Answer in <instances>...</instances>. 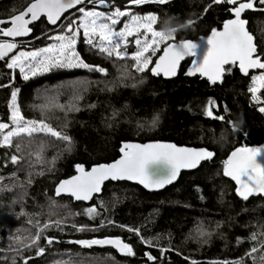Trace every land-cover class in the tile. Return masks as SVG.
Masks as SVG:
<instances>
[{
	"label": "trees",
	"instance_id": "16d2710c",
	"mask_svg": "<svg viewBox=\"0 0 264 264\" xmlns=\"http://www.w3.org/2000/svg\"><path fill=\"white\" fill-rule=\"evenodd\" d=\"M30 2H0V19L23 11ZM109 3L123 9L128 7L129 0H109ZM87 5L89 3L82 7ZM232 7L235 6L227 3L217 5L212 0H170L166 5H134L132 10L133 14L139 15H162L166 12L177 17V22L181 24L186 20H195L191 28L177 31L176 40L198 41L200 37L208 36L211 29H221L224 21L233 18L228 11ZM261 7L264 6L257 2V8ZM77 12L68 14L63 23L70 22ZM245 18L249 20V30L260 45L264 41V32L261 31L264 29V12L250 10ZM155 27L159 28V24ZM32 28L30 37L19 43L20 47L12 55L0 61V84L10 83L12 70L7 69L6 63L23 44L44 39L45 34L60 30L50 27L46 20ZM77 51L90 65L104 67L106 74L82 68L56 69L27 81L20 74H15L10 87L0 88L2 122L9 120L8 103L15 88L20 89L21 111L29 119L44 118L39 106L53 97L60 104H66L73 94L70 86L82 84L86 88L83 99L79 101V111H70L65 115L55 110L49 113L47 120L53 128L62 129L72 137L70 151L66 150L64 142L40 134L31 146L24 148V160L20 164L7 163L5 166L13 149L0 148V176L4 177L0 182V264H11L12 258L17 264H23L14 250L18 247L16 238L27 242L24 238L29 232L35 234L36 221L43 224L53 212L55 215L51 219L65 218L66 225L63 231L53 228L44 235L59 237L62 242L49 249L44 256H36L35 247L25 248L22 255L33 257L29 264H54L55 261L70 264L66 249H72L73 253L91 254L102 259L103 264H191L192 261L197 264H223L225 261L231 264H264V247H261L264 244V199L244 201L236 194L234 184L223 176V161L235 148L264 143V113L258 111L264 105L251 101L248 92L250 77L254 74L244 76L233 67L231 74H225L221 85L211 86L199 77L186 76L188 62L177 79L166 81L151 74L160 53L148 70L138 74L132 70V60H110L98 55L83 43V39H80ZM126 69L135 79H125L121 84ZM141 79L143 83H139ZM132 83H136L137 87L124 86ZM261 97H264V91ZM208 98H214L220 105L218 112L215 108L213 110L217 115H225V122L203 115ZM224 105H227L228 113L224 112ZM113 113L118 114L113 116ZM156 113H159L160 121L155 128H151L148 122ZM65 120L67 126L63 127ZM229 120L242 131H234L227 123ZM141 124H144L143 128ZM41 141L46 146L42 159L37 160L29 153L37 151ZM154 141L207 148L216 153V158L195 173H184L175 186L160 193H150L139 186L120 182L107 184L103 195L91 205L74 203L70 198H55L56 186L75 175L78 165L90 169L95 165L108 164L120 157L123 143ZM23 143L27 145V138ZM52 200L59 207H51ZM92 205H96L101 212L94 219L83 214L68 215L69 212L83 213ZM29 220L33 223L30 224ZM72 224L84 225L95 231L78 232L71 227ZM195 225H202L209 235L199 236ZM124 226L139 229L140 234L151 239L154 246L142 243L134 232L127 231ZM254 234L255 240L252 239ZM106 237L123 239L132 246L135 255H123L107 247L81 249L67 243ZM40 246H45L43 236ZM253 247L258 248L253 253L254 261L249 256L247 262L240 259L241 253H248ZM162 248L168 251L162 253ZM146 253L156 257V260H149Z\"/></svg>",
	"mask_w": 264,
	"mask_h": 264
},
{
	"label": "snow or ice",
	"instance_id": "6c2138e0",
	"mask_svg": "<svg viewBox=\"0 0 264 264\" xmlns=\"http://www.w3.org/2000/svg\"><path fill=\"white\" fill-rule=\"evenodd\" d=\"M87 2L107 9V11L86 10L84 7H77L83 5L85 0H31L23 11L15 12L14 10L15 14L10 15L7 19H0V37L12 38L11 40L0 39V61L9 57V53L20 47L16 38L31 35L33 28L30 25L40 20L41 17L45 18L49 24L62 29L54 35L45 34L46 38L53 43L39 49L24 50L21 48L16 55L11 56L6 63L7 69L12 70L11 81L9 84H0V88L11 86V82L15 80L17 69L25 81L38 74L49 73L56 69L82 68L106 74L104 67L85 62L76 50L81 34L83 43L96 51L98 55L105 56L110 60H132V70L138 74L148 70L149 65L152 64V57L157 53L160 55L151 68V74L154 76H159L161 73L166 77L175 76L181 62L189 57L191 58V68L185 74L195 76L199 73L202 77H207L211 85L222 84L225 74H231L233 67L237 68L244 76H249L250 69L264 70V41L258 45L253 32L249 31L247 27L249 20L242 18L246 10L264 12V7L257 8V2L264 6V0H212V3L217 5L227 3L235 7L228 9L233 18L224 21L221 29L213 28L210 35L199 38L198 41H203L208 45L206 54L202 59L197 56L198 41L176 40L177 31L191 28L196 23L195 20H186L181 24L177 22V17L166 12L162 15L149 13L141 16L132 14L127 8L122 11L120 7H113L109 0H87ZM169 2L170 0H129L130 5L137 6L148 3L166 5ZM207 7H211V5ZM207 7L205 11H207ZM70 9H76L81 15L64 25L61 17ZM122 17H128V19L122 28L117 30L116 25L121 22ZM157 24H159V28L155 27ZM166 25L169 26L170 31H165ZM261 31L264 32V29ZM129 37H135L131 43L136 50L132 53L128 51ZM39 38L41 37H36V39ZM162 45L163 49H161ZM129 78L135 79L126 69L122 74L121 84H123V80ZM250 80L248 92L251 94V101L264 105V97L259 94L264 89V71L251 76ZM143 82V79L139 81V83ZM124 86L136 88L137 84L132 83ZM70 87L73 89V94L66 104H60L53 97L48 103L39 106L44 117L39 120L29 119L21 111L18 102L20 89L15 88L11 91L8 103L9 120L8 122L0 121V148L13 149V153L5 166L7 163L20 164L24 160L22 154L24 148L31 146L40 134L64 142L66 150H71L72 137L63 132L62 129L56 130L47 122L50 118L49 113L55 110L64 112L65 115L70 111L80 110L79 101L83 99L86 88L82 84ZM94 106L91 105L90 107ZM219 107L220 105L216 103L214 98H208L203 107V115L213 120L225 122V115L214 113L213 109L215 108L218 112ZM223 107L224 112L228 113L227 105ZM258 111L264 113V106L259 107ZM117 114L113 113V116ZM159 121V113L154 114L148 122L149 127L155 128ZM227 123L234 131H242L237 128L235 122L229 120ZM66 126L67 121L65 120L63 127ZM140 127L143 128L144 124H141ZM221 136L223 138L224 134L222 133ZM26 138L28 140L27 145L23 143ZM45 146V143L41 141L38 150L30 152L29 155L35 156L37 160L42 159L41 154ZM120 151L122 153L120 159L109 164L94 166L90 171H85L83 166L78 165L79 175L61 181L55 189V195L59 197L62 194H70L76 201H90L94 194L101 192L104 182L108 180L135 181L148 189H160L174 182L181 169H195L201 161H210L215 155L214 152L205 148L178 147L173 143L166 142L124 143ZM260 157H264V149L262 148L237 147L223 161V176L231 178L236 183V194L244 201L253 195H264V163L260 161ZM161 160L170 164L171 170L163 177L153 178L146 171V167L151 162ZM3 180L4 177L0 176V182ZM51 207L55 208L59 205L55 200H52ZM81 214L94 219L101 215V212L98 211L96 205H92L84 209L83 213H68L69 216ZM52 215L55 213H51L50 218L43 224L36 221V232L34 235L29 232L28 236L24 238L27 242L21 241L19 237L16 238L18 247L14 250L21 257L23 264H29V261L33 259L31 256L24 257L22 255L25 248L35 247L36 256H44L49 249L62 242L59 237L44 235L47 230L53 228L63 231L66 225L65 218L51 219ZM29 223L33 222L29 220ZM109 223L113 222L109 221ZM71 227L78 232L95 231V229H88L84 225L72 224ZM124 227L127 228V231L134 232L142 243L150 247L154 246L153 241L143 237L139 229ZM194 228L199 236L209 235L204 232L202 225H195ZM42 236L45 246H40ZM252 239H256L255 234ZM67 243L89 250L110 246L123 255H135L132 246L119 237L78 239L67 241ZM261 247H264V244H261ZM166 251L168 249H161L162 253ZM257 251L258 248L253 247L246 255L254 261L253 253ZM65 252L70 264H103L102 259L93 257L88 253H73L72 249H66ZM145 255L149 260H156V257L150 253ZM73 256L76 258L73 259ZM11 264H17L15 258H12ZM54 264H61V261H55ZM191 264H197V262L192 261ZM223 264H231V262L225 261ZM236 264H240V262H236Z\"/></svg>",
	"mask_w": 264,
	"mask_h": 264
},
{
	"label": "water",
	"instance_id": "95a60500",
	"mask_svg": "<svg viewBox=\"0 0 264 264\" xmlns=\"http://www.w3.org/2000/svg\"><path fill=\"white\" fill-rule=\"evenodd\" d=\"M3 1H5V0H0V2H3ZM84 4H88V2H87V0H85V3ZM83 4V5H84ZM83 5H78L77 7H82ZM95 8H100V9H104V8H102V7H97L96 5H95ZM74 11H76V9H70V10H68L67 12H65L64 13V15L61 17V21H63L64 19H65V17L68 15V14H70V13H72V12H74ZM250 10H246L245 11V13L242 15V18H245V15L249 12ZM42 20H46L45 18H43V17H41V19L40 20H38V21H36V22H34L32 25H30V27H33L34 25H36V24H38L39 22H41ZM47 22V21H46ZM48 23V22H47ZM49 24V23H48ZM49 26L50 27H52V28H57L56 26H53V25H51V24H49ZM248 29H249V24H248ZM219 30V29H218ZM250 31V30H249ZM210 35V34H209ZM30 37V35L29 36H27V37H22V38H16V41L18 42V43H21V42H23V41H25L26 39H28ZM207 37V36H206ZM5 39H7V40H11L12 38H6L5 37ZM194 42H196V41H194ZM256 42H257V40H256ZM198 43H199V47H198V49H197V56L199 57V58H203V56L206 54V51H207V48H208V45L205 43V42H203V41H198ZM15 52V50L12 52V53H9V56L10 55H12L13 53ZM156 62V61H155ZM189 62V65H188V67H187V70H186V72L187 71H189L190 70V68H191V58L189 57V58H186L184 61H182L181 62V64H180V66H179V68H178V70H177V74L175 75V76H172V77H166V76H164L162 73L159 75V76H154V77H162L164 80H166V81H172V80H175V79H177L178 77H179V75H180V73H181V70H182V67L185 65V64H187ZM154 65H155V63H154ZM153 65V66H154ZM260 70H249V75H251V74H255V73H258ZM187 77H189V78H194V77H199V78H201V79H203V80H206V81H208V79H207V77H202L199 73L197 74V75H195V76H188V75H186ZM209 82V81H208ZM216 85H221L220 83H218V84H216ZM211 86H215V85H211ZM154 142H163V141H154ZM154 142H147V143H154ZM126 143H137V144H143V143H139V142H126ZM147 143H144V144H147ZM166 143H173V142H166ZM124 144V143H123ZM122 144V145H123ZM173 144H175V145H177L176 143H173ZM178 147H189V146H179V145H177ZM189 148H195V149H201V148H196V147H189ZM248 148H262V149H264V143L263 144H261V145H256V146H248ZM205 149H207V148H205ZM208 150V149H207ZM210 151V150H209ZM213 152V151H212ZM215 153V152H214ZM121 156H122V153H121V151H120V157L118 158V159H120L121 158ZM215 158H216V153H215V155L213 156V158L209 161V160H203V161H201V163H200V165L197 167V168H195V169H181L180 170V173H179V175L177 176V178H176V180L174 181V182H172L171 184H168V185H166L165 187H163V188H160V189H148V188H145L143 185H141V184H139L138 182H135V181H127V180H121V181H111V180H108V181H105L104 182V185L102 186V190H101V192L99 193V194H94L93 195V198L90 200V201H76L74 198H72L71 196H70V194H62L61 196H59V197H57L56 195H55V198H57V199H60V198H70V199H72L73 200V202L74 203H81V204H85V205H91L92 203H93V201L97 198V197H100V196H102L103 195V193H104V189H105V186L107 185V184H109V183H129V184H132V185H135V186H139V187H141L143 190H145V191H147V192H150V193H160V192H163V191H165L166 189H168V188H170V187H172V186H175L178 182H179V180L181 179V176L184 174V173H195V172H197V171H199L205 164H207V163H211V162H213L214 160H215ZM117 159V160H118ZM260 159V161L262 162V163H264V157H260L259 158ZM116 161V160H115ZM114 162V161H113ZM112 163V162H111ZM103 164H106V163H103ZM109 164V163H108ZM100 165V164H99ZM81 166H83L84 167V169H85V171H90L91 170V168L90 169H87L84 165H81ZM95 166H98V165H95ZM94 167V166H93ZM171 170V165L170 164H168L166 161H163V160H161V161H155V162H151V163H149L148 165H147V167H146V171L148 172V174L149 175H151L153 178H160V177H163V176H165L169 171ZM77 175H79V172H78V170H77V168H76V174L75 175H73L72 177H70V178H68V179H65V180H69V179H72L73 177H75V176H77ZM225 177V176H224ZM228 181H230V182H232L233 184H234V186L237 188V185H236V183L231 179V178H228V177H225ZM62 181H64V180H62ZM60 183V182H59ZM57 187V186H56ZM56 189V188H55ZM263 198L264 199V195H253V196H251V197H249V199H252V198ZM107 248H110V249H113V250H115V251H117L115 248H113V247H107ZM118 252V251H117ZM120 253V252H119Z\"/></svg>",
	"mask_w": 264,
	"mask_h": 264
},
{
	"label": "rangeland",
	"instance_id": "374dc122",
	"mask_svg": "<svg viewBox=\"0 0 264 264\" xmlns=\"http://www.w3.org/2000/svg\"><path fill=\"white\" fill-rule=\"evenodd\" d=\"M133 6L134 5H128V7H125V8H121V10L123 11V10H125L126 8L133 14V10H132V8H133ZM86 10H97V11H105V9H100V8H95V5L94 4H89V5H87V6H85L84 7ZM81 14L79 13V12H77L76 14H75V17H73L72 18V20L73 19H76L77 17H79ZM137 15H139V14H137ZM141 16H143V15H141ZM128 19V17H122L121 18V22L119 23V24H117L116 25V29L117 30H120L121 28H122V26H123V24H124V22L126 21ZM69 22H67V23H65L64 25H67ZM59 31H62V29L60 28V30H58L57 29V31H55V32H51V33H49V34H47V35H54V34H56L57 32H59ZM80 39H82V34H81V38ZM80 39L78 40V42H77V45H76V50L78 49V44H79V41H80ZM135 39V37H129V41H130V43H129V46H128V51L130 50V49H133L134 51L136 50V48L133 46V44L131 43V41H133ZM50 43H53V41H50V40H48L47 38H46V36L44 37V39H40V40H37V41H34V42H32V43H29V44H23V47H21V48H23L24 50H32V49H39V48H41V47H44V46H46V45H48V44H50ZM162 47H163V45L161 46V49H162ZM21 50V49H20ZM19 50V51H20ZM18 51V52H19ZM133 51V52H134ZM18 52H16L14 55H16ZM129 53H132V52H129ZM158 54V53H157ZM157 54L156 55H154L153 57H152V62H153V60H154V58L157 56ZM151 65L152 64H150L149 65V68L151 67ZM148 68V69H149ZM15 74H19V71H18V69L16 70V73ZM258 74H260V72H258V73H255L254 75H258ZM39 75V74H38ZM37 75V76H38ZM21 76V75H20ZM32 78V77H31ZM264 91V89H262L261 90V92L259 93L260 95H261V93ZM18 102H19V94H18ZM33 119H37V118H33ZM37 120H39V119H37ZM247 253H241L239 256H240V259H243V260H245L246 262H247V255H246ZM184 261H186L185 259H183Z\"/></svg>",
	"mask_w": 264,
	"mask_h": 264
},
{
	"label": "clouds",
	"instance_id": "9594fccd",
	"mask_svg": "<svg viewBox=\"0 0 264 264\" xmlns=\"http://www.w3.org/2000/svg\"><path fill=\"white\" fill-rule=\"evenodd\" d=\"M171 29L169 28V26H165V31L167 32V31H170Z\"/></svg>",
	"mask_w": 264,
	"mask_h": 264
}]
</instances>
